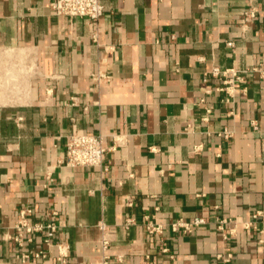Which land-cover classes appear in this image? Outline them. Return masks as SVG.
Here are the masks:
<instances>
[{"label":"crops","instance_id":"1","mask_svg":"<svg viewBox=\"0 0 264 264\" xmlns=\"http://www.w3.org/2000/svg\"><path fill=\"white\" fill-rule=\"evenodd\" d=\"M51 2L0 0V262L264 264V0H103L96 21ZM71 132L105 135L102 166L66 164ZM24 207L51 242L14 239Z\"/></svg>","mask_w":264,"mask_h":264},{"label":"built area","instance_id":"2","mask_svg":"<svg viewBox=\"0 0 264 264\" xmlns=\"http://www.w3.org/2000/svg\"><path fill=\"white\" fill-rule=\"evenodd\" d=\"M105 6L103 0H52L51 10L52 14L59 17H64L69 20H73L78 17H86L91 21L98 20L104 14ZM255 15L254 10H250L246 13V18H250ZM95 40H98V33L94 34ZM230 45L233 42H229ZM36 63L24 64V68L27 71L35 69ZM212 74L214 76H224L227 77L226 82L232 87L240 80H244L242 73L234 68H221L216 65L212 69ZM104 74H98V80L102 81L104 79ZM77 98L73 97L72 100L75 103ZM110 146L107 145L105 141V135L101 132L99 133H78L71 132L66 136V164L71 167L76 166H102L105 160L106 153L110 150ZM127 203L132 205L134 200L132 197L127 199ZM33 209L31 207H24L18 212V220L14 226V239L24 247L27 242L33 240L32 235L38 232H43L46 237V242H51L58 230L59 224L56 220H50L48 222L34 221L32 220ZM56 214V211L52 212ZM49 215V213H48ZM132 221L131 218L128 219ZM207 222L206 217L200 216L193 220H185L180 218L176 221L170 222L169 224L155 223L149 220L147 223V231L151 234H164L166 230H172L174 232L178 230H183L186 233H191L195 228L205 224ZM229 224L231 226H229ZM233 222L230 219L222 218L219 221V228L225 230L229 229L230 233H235L237 231L236 225H232ZM252 224L246 223L245 227L249 228ZM102 227H105L102 225ZM60 258L66 257L67 247L63 244H59ZM104 247H107V240L104 241ZM164 252H169L168 247L162 249ZM35 257H45L46 252L44 250H39L38 252H32ZM30 252H24L22 257L24 260L30 258ZM221 257V256H220ZM0 264H6L0 262ZM102 264H109V261L104 260Z\"/></svg>","mask_w":264,"mask_h":264}]
</instances>
